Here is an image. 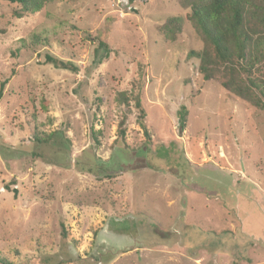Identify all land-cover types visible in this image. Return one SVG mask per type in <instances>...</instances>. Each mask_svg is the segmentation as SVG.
Returning <instances> with one entry per match:
<instances>
[{"label": "rangeland", "instance_id": "rangeland-1", "mask_svg": "<svg viewBox=\"0 0 264 264\" xmlns=\"http://www.w3.org/2000/svg\"><path fill=\"white\" fill-rule=\"evenodd\" d=\"M47 1L19 19L0 2V261L264 264V111L188 57L208 46L193 0ZM252 1L244 24L264 80ZM119 127L129 150L114 144ZM183 227L203 243L183 247Z\"/></svg>", "mask_w": 264, "mask_h": 264}, {"label": "trees", "instance_id": "trees-1", "mask_svg": "<svg viewBox=\"0 0 264 264\" xmlns=\"http://www.w3.org/2000/svg\"><path fill=\"white\" fill-rule=\"evenodd\" d=\"M128 1L133 3L136 0ZM0 2L12 6L13 16L19 19L23 16L40 12L48 1L0 0ZM252 5V0H193L188 19L198 26L208 46L205 48L206 50L203 49L200 52L190 51L188 57L199 60L198 71L203 75L204 80L213 79L215 73H218L221 79H225V81L221 82V87L225 91L232 92L235 96L247 100L254 108L264 111V80L255 79L252 76L253 70L259 64V58L250 53L254 52L250 50L252 37L245 30L244 24L246 8L252 7ZM262 10L264 12V0H262ZM261 17L264 22V14ZM174 21L177 22L178 20L174 17L167 19L165 28L172 26ZM99 47L105 49L106 45L100 43ZM254 53L257 55L261 54L257 51ZM262 58L264 57L262 56ZM44 64L52 65L58 69L77 72V68L71 63L59 61L49 55L45 56ZM5 85L6 81L0 83V98ZM124 94L120 95L122 102H126ZM140 101L139 98L134 100L135 107L139 112L137 123L142 129L144 136L148 139L149 135L145 123L146 115ZM183 110L181 108L178 114L180 131L184 129L186 121V111ZM91 135L93 141L98 145L93 131H91ZM34 140L37 144L47 143V139L44 138L34 137ZM114 144L120 146L123 150H129L124 142L123 127L119 129L118 138ZM147 151L149 150L147 149ZM124 170L127 171V168ZM6 190H9V188L6 187ZM12 193L15 196L17 190L14 188ZM193 235H196V237ZM62 236L65 237L64 235ZM177 236L180 238V244L183 247L195 249L200 243H203L206 235L202 234L197 228L183 227V230L181 229ZM178 237L177 239H179ZM209 243L212 244L211 240ZM1 263L3 264L4 261H0ZM57 264L63 263L59 262Z\"/></svg>", "mask_w": 264, "mask_h": 264}]
</instances>
